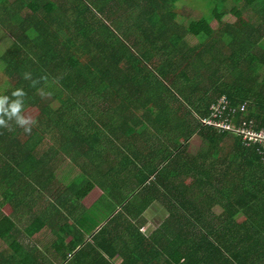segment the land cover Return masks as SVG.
Masks as SVG:
<instances>
[{"label": "trees", "instance_id": "obj_1", "mask_svg": "<svg viewBox=\"0 0 264 264\" xmlns=\"http://www.w3.org/2000/svg\"><path fill=\"white\" fill-rule=\"evenodd\" d=\"M18 1L23 6L17 16L0 14L12 40L0 56L5 76L0 96H8L9 104L20 99L21 115L29 108L38 115L27 125L30 133L14 120L8 122L11 130L0 128V235L9 233L4 237L9 253H23V264L45 261L34 243L18 237L24 222L39 221L55 237L52 248L63 259L69 250V264H108L104 257L123 252L129 254L122 264L143 261L138 239L146 238L138 237L131 220H141L151 202L167 200L159 188L174 181L166 171L184 151L177 146L159 153L160 142L178 134L185 143L202 126L210 139L234 136V155L249 160L241 167L242 180L236 166L232 172L233 234L226 248L218 242L219 260L264 264L261 159L238 136L219 135L199 121L225 96L234 108L247 105L239 119L264 128V0H196L208 14L187 25L181 0ZM236 8L240 15L226 23ZM215 20L218 30L207 34ZM187 38L199 43L188 46ZM16 89L26 95L12 96ZM159 156L156 170L139 177L148 158ZM129 163L128 177L123 171ZM94 187L102 199L85 210L82 198ZM7 206L9 217L1 213ZM238 214L244 215L242 224ZM83 234L93 236L63 246L67 236ZM159 255L144 264H161ZM163 264L179 259L169 256Z\"/></svg>", "mask_w": 264, "mask_h": 264}, {"label": "crops", "instance_id": "obj_2", "mask_svg": "<svg viewBox=\"0 0 264 264\" xmlns=\"http://www.w3.org/2000/svg\"><path fill=\"white\" fill-rule=\"evenodd\" d=\"M12 1L16 5L17 0ZM7 2L8 0H6V6L0 5L1 17L3 12V17H9V13H5V9H8ZM19 11L17 7L11 14H16ZM205 130L201 126L197 131L198 133L185 143L182 136L178 134L169 143H165L166 140L163 143L160 142L157 149L159 153L172 152L177 146H181L184 151L178 154L179 160L176 165L172 166L168 172L166 171L168 180L174 181L170 184L163 182L162 187L159 188L160 196L167 195V200L164 202H151L143 212L141 220H131L134 226L138 228V237L142 235L146 238V241L142 238L138 239L140 243L143 242L142 246L144 245V248L138 251V253L140 252L139 257L143 261L136 264L152 263V256L154 257L158 253L160 254L158 258L161 264L169 256L176 260L179 259V264L225 263V261L221 262L219 260L221 257L223 258V255L218 250V242L222 243L224 241L226 248L227 242L232 240L233 206L235 202L237 203L234 200L236 196L233 194L232 188L234 182L232 172H234L233 169L236 166L239 169L237 171L240 180H242L241 167L246 169L245 164L249 163V160L234 155L235 146L238 144L234 136L222 138H216L215 136L210 139L208 134L204 135ZM218 134L226 135V133ZM129 157L131 158V155ZM160 159H162L161 156L155 159L148 158L146 170L143 169L139 177H146L150 169V173L153 172V166L156 170L155 165L157 167ZM178 165L181 166L179 170L178 167L175 168ZM132 168L129 163L127 170L123 171L124 175L129 177ZM151 179L153 178L151 177ZM89 191L88 195H85L81 201L85 210L91 209L95 203L102 199L98 187H94ZM97 191L100 193L97 199L90 206L85 205V200ZM243 216V214H238L236 217L239 218L238 221L241 224L245 220ZM23 224L19 228L20 231H18L20 232L18 235L19 241L21 243L32 242L36 245L37 252H43L46 259L45 261L39 260L38 264H69L65 260L69 250H65V258L63 259V254L52 248L54 245L51 244L55 241V237H52L48 231L41 230V222L32 223V226L26 222ZM8 234L1 233L0 235V241L2 242L0 264H10L11 258H15L11 260H16V263L11 264H23V259L21 261L23 253L16 251V257L12 256L13 253H9L7 245L4 243V237ZM92 236L87 234L77 236V238L75 235L67 236L63 241V246L65 248L69 247L72 240H90ZM152 243L156 248L153 255L151 252ZM148 245L149 247H147ZM87 253H90V250ZM128 254L123 252V254H117L111 259L103 257L108 261V264H122L126 262L125 257ZM128 264L132 263L129 261Z\"/></svg>", "mask_w": 264, "mask_h": 264}, {"label": "built area", "instance_id": "obj_3", "mask_svg": "<svg viewBox=\"0 0 264 264\" xmlns=\"http://www.w3.org/2000/svg\"><path fill=\"white\" fill-rule=\"evenodd\" d=\"M247 111V105L238 108L225 96L216 98L210 108V117L200 119V124L205 127L215 128L219 133H233L238 136L246 149H254L264 166V128L258 130L252 122L247 123L242 115ZM226 114V117H224Z\"/></svg>", "mask_w": 264, "mask_h": 264}, {"label": "rangeland", "instance_id": "obj_4", "mask_svg": "<svg viewBox=\"0 0 264 264\" xmlns=\"http://www.w3.org/2000/svg\"><path fill=\"white\" fill-rule=\"evenodd\" d=\"M27 5H29L30 0H23ZM50 1V0H49ZM53 2L56 0H52ZM14 1L9 0L8 2V11L7 13H11L15 10V8L21 9L22 8V3L18 1L16 5L13 4ZM178 7L181 8L183 15H186L185 19L186 22L185 24H189L190 21L193 20H201L202 17H204L205 14H208V11L206 13V7L205 4L201 1H196V0H181L178 4ZM240 15V11L238 8H236L234 11H232L230 14H227L224 21L226 23H232L235 22L236 17ZM5 23V22H4ZM3 21L1 20L0 17V56L5 52V49L12 44L11 40V32L9 31L10 27L4 26ZM12 24V23H11ZM7 27V28H5ZM219 24L217 20L213 21L210 25H208L205 28V31L207 34H211L212 32L218 30ZM12 28V27H11ZM188 40V46H194L199 43L198 39L196 38H187ZM0 60V64H1ZM5 82V76L3 75L2 71H0V86L4 85ZM26 118H30L32 122L36 121L37 115H38V110L34 108H29L23 112V114ZM32 124V123H31ZM255 124V123H254ZM30 125V124H29ZM98 195L100 193L97 191L92 195L91 197L89 196L86 202L84 203L87 206H90V204L97 199ZM12 212V209L7 206L1 210V213L4 214V216H9Z\"/></svg>", "mask_w": 264, "mask_h": 264}, {"label": "clouds", "instance_id": "obj_5", "mask_svg": "<svg viewBox=\"0 0 264 264\" xmlns=\"http://www.w3.org/2000/svg\"><path fill=\"white\" fill-rule=\"evenodd\" d=\"M27 75H25V79H27ZM26 92L22 89H16L12 92V96L14 97H22L25 96ZM8 96H0V128H8L9 123L11 121H15L16 125L21 128H24L26 133L31 132V128L27 127V125L33 123L30 118H26L24 115H21L23 111V104L20 99L13 100L10 104L8 103ZM7 105V106H6ZM7 118V121L5 120Z\"/></svg>", "mask_w": 264, "mask_h": 264}]
</instances>
